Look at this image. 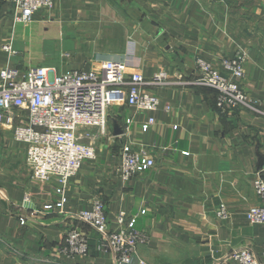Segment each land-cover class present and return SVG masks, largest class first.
<instances>
[{"label": "crops", "instance_id": "1", "mask_svg": "<svg viewBox=\"0 0 264 264\" xmlns=\"http://www.w3.org/2000/svg\"><path fill=\"white\" fill-rule=\"evenodd\" d=\"M13 11L0 0V70L98 71L106 60L124 61L143 74L159 105L144 112L112 104L102 130L80 129L95 158L69 179L61 209H43L59 198L55 180L31 178L25 144L11 124H0V264H115L111 251L99 249V234L76 217L95 199L113 230L119 211L145 210L135 224L147 238L136 253L145 264H235L230 254L242 247L264 264L263 227L246 218L259 204L253 178L264 177V0H53L29 23L15 22ZM5 43L16 53L5 52ZM239 51L246 53L239 83L248 104L220 110L217 91L198 82L195 60L218 66ZM159 72L165 78L155 83ZM149 116L155 122L142 131ZM125 144L155 161L126 181ZM220 204L227 219L216 215ZM72 227L89 236L84 256L59 253Z\"/></svg>", "mask_w": 264, "mask_h": 264}, {"label": "built area", "instance_id": "2", "mask_svg": "<svg viewBox=\"0 0 264 264\" xmlns=\"http://www.w3.org/2000/svg\"><path fill=\"white\" fill-rule=\"evenodd\" d=\"M15 22L29 23L42 8H52L53 0H10ZM2 49L16 53L9 43ZM246 53L239 51L219 60L218 66L196 58L198 82L217 91L216 106L220 110L233 109L248 104V96L239 79L244 76ZM124 61L106 60L98 71L70 69L56 73L54 68L35 66L26 71L5 66L0 70V124L12 125L13 138L25 144V162L31 178L37 181L56 182L58 200L44 204V210L61 209L65 202L64 190L69 179L80 169L82 162L95 158V147L81 140V128L103 129L109 105L126 103L137 111L152 112L159 105V97L143 87L145 78L139 70H128ZM224 72V73H223ZM165 73L155 74V83H161ZM169 109V106H166ZM264 115V109L262 111ZM130 119L126 120L129 123ZM155 122L149 116L141 130L147 131ZM176 127V126H174ZM186 154V152H183ZM120 177L126 181L142 173L155 161L145 150H135L123 145L120 153ZM259 204L246 212L250 223L263 227L264 253V177L257 172L252 181ZM145 212L129 214L123 210L116 216L118 230L109 227L104 202L95 199L89 209H81L76 217L99 234V249L109 250L115 264H145L136 257L137 246L146 237L135 228L137 217ZM216 215L227 219L229 213L220 204ZM21 224L24 220L20 218ZM89 236L79 228H69L59 253L67 257L88 253ZM235 264H262L250 247L231 252Z\"/></svg>", "mask_w": 264, "mask_h": 264}]
</instances>
